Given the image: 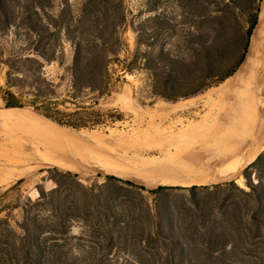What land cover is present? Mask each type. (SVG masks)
I'll use <instances>...</instances> for the list:
<instances>
[{
    "label": "rangeland",
    "instance_id": "rangeland-1",
    "mask_svg": "<svg viewBox=\"0 0 264 264\" xmlns=\"http://www.w3.org/2000/svg\"><path fill=\"white\" fill-rule=\"evenodd\" d=\"M79 1L69 0L74 13L77 11ZM122 1L126 10V18L119 30L121 45L117 56L113 57L111 64L108 66V79L106 82L108 92L103 95L90 90H84L77 94L72 93L69 76L72 46L63 37L60 36L59 39L45 40L42 43H38L18 18H14L11 26H1L0 110L17 107L22 109L20 111L26 115H28V112L41 115L30 104L32 94L35 92L34 87H37L50 96V109L54 115L59 117V119H63V121L79 119L83 124H79L80 127L78 129H73L76 132H98L105 135L104 142L106 146L111 151L114 150V152L133 150L134 153H137L139 149L144 148L152 156H156L157 150H159L161 145L163 147L167 143L165 135L170 131V127L174 128L171 130H173L175 136L179 135V141L182 143H187L189 139L190 141H202L203 147H206L204 149L205 154L208 150L215 153L218 150L225 151V149H228L230 142L226 140L227 135H209L211 134L210 124L216 123L217 125L215 126H219L221 124L219 122L226 121L227 117L234 116V109L237 105L236 100L224 99L223 102L220 101L218 103L219 106L214 108V110L206 105L204 98L196 100L194 104L169 115H166V112L159 111V109L203 95L210 89L218 87L219 83L229 76H232L242 64L236 66L239 58L242 55H244L243 60L245 58L248 49V47L247 49L244 48L245 38H241L236 44L230 43L228 46L222 44L213 45L215 48L212 49V52L217 51L218 53L212 65L208 66L199 61L200 56L197 54L200 49L196 47L195 41H197L199 34L205 37L207 33L211 32L212 23L206 18L200 19L198 16L199 12H196L192 0L190 2L187 1L183 7L180 6L179 0ZM234 1L243 12L249 13L255 8L260 10L262 0ZM62 2L63 0L46 2L44 4V12L50 18L57 17L62 8ZM14 9L19 11L16 3ZM258 14L259 11L257 19ZM48 16L40 13V21L39 19L38 21L41 24L38 25L46 26L50 31H57L59 27H55L54 22ZM241 20L243 21L244 29H247L252 18L248 15L246 17L241 16ZM36 49L54 51V60L49 62L42 60L35 54ZM6 63L15 71L13 76L21 80L17 82V87L11 89L6 86V73L9 70ZM206 73H214L223 76L224 79L202 87L194 94L183 96L194 90L199 83L198 77ZM24 76L27 78H24ZM33 81L35 82L33 83ZM8 91L18 98V104L10 105L6 100L5 97L8 96ZM37 105H40V103H37ZM75 113L78 115H75ZM20 121H5L4 116L2 118L0 114V161L2 159V162H0V175L3 172L8 173L7 175L6 173L3 174L0 178V183L5 180L0 184V223H10L11 225L20 223L23 219L22 209L25 205L29 206V202H34L38 199L41 189L49 192L57 187L54 179H57L61 184L64 183L72 187L77 182L85 187H90L103 184L107 177H117L109 173L104 174L102 171L79 174L55 166L45 165L42 160L31 154L25 143L28 138L32 140L34 137L33 126H30L28 122ZM181 121L185 129L180 130ZM52 122L49 123L58 125ZM186 130L190 132L188 135ZM198 134L201 136L199 137ZM193 137L195 138L193 139ZM15 142L19 144L16 145ZM157 146L158 149H155ZM9 155L12 156L10 157ZM14 155L16 156L14 157ZM22 160L24 162L19 163ZM24 164L26 168L23 166ZM15 165L16 167H14ZM3 168L4 170H2ZM13 172H15V176ZM57 173L76 175L78 179L71 181ZM3 178L4 180H2ZM247 183L258 184L264 190V145L256 159L244 167L232 180L188 187L160 186L165 187L166 190L160 193L161 201L163 202L159 204H165L170 207V211H172L171 220L174 227L179 230L180 234L178 235L186 243H197L196 250L194 248L186 249V253L189 254L194 263L203 264L205 262L203 258L207 250L201 246V242L204 237H208V234L200 225L196 227V230L189 229L187 223H189L191 218L188 214L194 216V223H200L199 219L206 218L207 223L210 225L216 223L219 226H225L228 221L231 222V225H235L232 217H230V214H235L232 213V208L229 205L231 201L241 204L249 201L250 207L254 206L253 199H249L240 191H250ZM230 184L234 186L229 187L228 191L220 190L221 187ZM144 188L146 190L143 192L144 199L149 203H153L155 195L147 191L155 190L159 187L154 189ZM192 188L196 189L191 192ZM134 194L132 196L136 197L134 202L137 203V195ZM262 194L264 196V191ZM194 200L199 201V208L193 206L192 202ZM262 207L264 208V204ZM187 208L191 209V213H187ZM32 213L36 212L32 211ZM39 215L46 216L47 213L42 211L39 212ZM243 223L250 228V231L246 229L249 231L246 236L249 240L248 245L240 243V230L230 231V228H219L216 232L217 235L222 234L225 236V240L233 243V249L229 251V254L225 255L228 259L227 261L235 260V264H264V257L261 255L258 246L260 238L255 233L254 224L245 217ZM84 230L82 223L79 221L72 222V235L81 236ZM248 250H251V252L248 253ZM241 253L245 254V262L235 258L236 256H241ZM211 255L215 257L221 254L218 251ZM221 256L224 255L222 254ZM124 257L123 253L113 252L111 263L119 264Z\"/></svg>",
    "mask_w": 264,
    "mask_h": 264
},
{
    "label": "trees",
    "instance_id": "trees-1",
    "mask_svg": "<svg viewBox=\"0 0 264 264\" xmlns=\"http://www.w3.org/2000/svg\"><path fill=\"white\" fill-rule=\"evenodd\" d=\"M50 1L52 0H0V27L11 26L14 18H18L38 43L63 37L72 46L69 67L72 93L90 90L101 95L106 94L108 66L118 54L121 45L119 30L126 18L123 1L80 0L74 13L69 0H63L62 8L55 18H50L44 12V4ZM187 1L190 2L179 0L180 6L183 7ZM192 1L200 19L206 18L212 23V33H207L205 37L199 34L195 41L196 47L200 49L197 54L200 56L199 61L211 66L218 53L212 52L215 48L213 45L236 44L243 37L244 48L247 49L251 33L257 24L259 9L255 8L249 13L243 12L234 0ZM15 3L19 11L14 9ZM40 13L48 16L59 29L50 31L48 27L38 25L41 24ZM247 15L252 20L247 29H244L241 16ZM35 54L47 62L55 58L52 50L36 49ZM243 57L244 55L239 58L236 66L242 63ZM6 65L9 68L6 73V86L8 89L17 87V82L21 80L13 76L15 71L8 63ZM198 79L199 83L195 89L183 96L194 94L202 87L218 80L222 81L224 77L206 73ZM34 89L30 104L43 116L28 112L30 117H40L71 129H78L79 124H83L79 119H59L51 112L48 93L37 87ZM5 98L10 105L19 103L18 98L10 91ZM5 109L22 110L17 107ZM57 174L71 181L78 179L76 175L68 173ZM54 181L56 188L49 192L41 189L38 199L29 202V206H24L20 223H0V264H112L113 252L124 254L125 257L119 264H196L186 253V249L196 250L197 243H186L181 239L179 230L172 223L170 207L159 204L163 202L160 193L166 190L165 187L147 191L155 195L153 203H149L143 197V192L146 191L144 187L117 177H107L103 184L90 187L78 182L72 187L59 183L57 179ZM231 186L234 185L221 187L220 190L228 191ZM247 187L249 192L240 191L249 199H253L254 206L250 207L249 201L243 204L231 201L229 205L235 214H230V217L235 225H231L229 221L225 226L216 223L210 225L206 218L199 219L200 223H194V216L188 214L191 218L187 223L189 229L196 230L200 225L208 234V237L203 236L201 242V246L207 250L203 264H235V260L227 261L225 257L233 249V243L216 232L219 228L240 230V243L248 245L246 236L250 228L243 223L244 217L254 224L255 233L260 238L258 246L264 257V190L258 184L247 183ZM132 194L137 195V203L134 202L136 197ZM192 204L199 208V201L194 200ZM42 211L47 215L40 216L39 212ZM187 211L191 213L190 208H187ZM74 221H79L85 228L81 236L71 234ZM218 251L224 256L211 255ZM250 252L251 250H248V253ZM244 256L245 254L241 253V256L235 258L245 262Z\"/></svg>",
    "mask_w": 264,
    "mask_h": 264
},
{
    "label": "bare ground",
    "instance_id": "bare-ground-1",
    "mask_svg": "<svg viewBox=\"0 0 264 264\" xmlns=\"http://www.w3.org/2000/svg\"><path fill=\"white\" fill-rule=\"evenodd\" d=\"M201 98H204L206 105L213 110L224 99L237 101L234 116L227 117L226 121L219 122L221 123L219 126H215L217 125L216 123L210 124L211 134L209 135H227L226 140L230 142V147L225 149V151L218 150L213 153L208 150L205 154L204 149L206 147H203L202 141H190L189 139L187 143H182L179 141V135L175 136L173 130H171L174 128L170 127V131L165 135L167 143L163 147L161 145L159 150H157L156 156H152L144 148L139 149L137 153H134L133 150L114 152V150L111 151L106 146L104 142L105 135L98 132H76L73 129L54 125L42 119L32 118L19 110L4 108L0 110V114L2 118L4 116L5 121L21 120L33 126L34 137L32 140L28 138V141L25 142L23 140V142L26 143L31 154L42 160L45 165L55 166L79 174L102 171L104 174L115 175L124 180L144 186L147 189H154L160 186L188 187L232 180L244 167L256 159L264 145V0L261 1L257 24L251 33L249 46L239 69L218 87L210 89L203 95L160 108L159 111L166 112V115H169L179 109L182 110V108L188 105L194 104L196 100ZM226 103L228 104V102ZM194 127L196 128V126ZM179 128L180 130L184 128L182 121ZM189 133L188 131L186 132L187 135ZM15 138L17 139V137ZM15 143L16 145L19 144ZM158 146L155 149H158ZM9 156L11 157L12 155ZM0 162H2V159ZM22 162L24 161L22 160L19 163ZM3 166L5 167L4 164ZM37 167L39 168V166ZM5 173L3 172V174ZM3 174L0 175V178ZM9 176L11 177V175Z\"/></svg>",
    "mask_w": 264,
    "mask_h": 264
}]
</instances>
